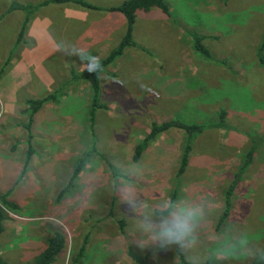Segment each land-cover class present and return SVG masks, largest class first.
<instances>
[{
    "label": "rangeland",
    "instance_id": "1",
    "mask_svg": "<svg viewBox=\"0 0 264 264\" xmlns=\"http://www.w3.org/2000/svg\"><path fill=\"white\" fill-rule=\"evenodd\" d=\"M166 1L172 16L158 8L141 11L138 45L101 73L100 98L108 107L97 109L93 128L90 83L79 75L87 70L81 53L104 59L124 26L115 23L105 38H57L60 49L49 55L37 54L36 40L0 31V197L11 191L8 198L18 206L8 211L0 256L11 264L32 262L55 232L66 238L57 264H73L85 240L81 264H137L130 247L150 264L177 263L179 251L194 263L264 260V140L220 223L225 193L252 146L250 135L264 137V0ZM192 33L206 35L211 59L195 50ZM52 92L57 99L45 102L32 121L29 101ZM221 110L230 127L193 138L182 177L188 138L182 129L162 133L134 160L153 122L213 124ZM29 143L34 153L22 175ZM94 144L97 150L59 199L75 162ZM175 190L174 205L197 207L200 216L183 248L161 247L141 221L151 214L158 223L160 206L171 204Z\"/></svg>",
    "mask_w": 264,
    "mask_h": 264
},
{
    "label": "trees",
    "instance_id": "2",
    "mask_svg": "<svg viewBox=\"0 0 264 264\" xmlns=\"http://www.w3.org/2000/svg\"><path fill=\"white\" fill-rule=\"evenodd\" d=\"M54 3H64L68 1H73L83 7L89 9H99L97 6L91 4L86 0H50ZM228 1V0H225ZM159 8L164 14L167 16H172L171 7L166 0H125L118 6L107 8L109 11H119L123 13L127 21V28L122 36L119 43L114 47L108 54L107 57L100 60L102 65L101 72H88L87 70L81 72L79 75L81 78L87 80L90 83L92 97H91V104H90V111H89V120L91 127L94 126V121L97 115V109L99 108H107L108 106L101 102V94H102V85H101V73L106 69V66L113 63L118 57L124 54L127 48L137 46L138 43L135 39L134 31H135V24L137 21V14L139 10L149 11L152 8ZM11 9H21L24 12H30L33 10V6L30 4H20L18 2H13L11 5ZM28 21V20H27ZM27 22H25L24 27L26 26ZM24 35V31L22 30L19 35V39H22ZM193 36V47L196 51H198L202 56L205 58H212L211 52L208 47L203 43L206 35L199 34V33H192ZM259 56L261 60H264V38L261 46L259 47ZM74 71V70H72ZM57 99V92L49 93L47 96L38 99L37 101H29L31 107V120L33 121L34 115L42 108L43 104L49 100H56ZM226 111L221 110L219 113V121L213 124H198V123H187L180 119L174 118L162 122H153L151 131L147 134V136L137 144L134 152V160L139 161L141 159L142 154L145 150L149 147L150 143L155 140L159 135L162 133L173 129L179 128L184 130L187 135V142L184 147L180 167L178 170V176L182 177L189 166L190 162V153L192 150V141L193 138L202 133L205 129L208 128H217V127H230V125L226 122ZM32 135V134H31ZM252 146L247 151L245 155V159L240 166L239 171L236 173L233 182L227 189L225 193V205L224 210L220 218V223L224 222L228 216L230 215L231 206H232V197L234 191L242 177V174L245 170L249 167L252 163L254 154L260 143L264 140L263 136H252ZM96 145L94 144L90 150L86 151L74 164V168L71 174V177L66 184V186L62 189L59 193V199L62 198L65 194H67L71 188L75 184V180L79 177L81 172L87 165L91 155L96 151ZM34 153V148L31 143H29V148L26 154V160L24 163L22 175L26 173V170L31 162L32 156ZM11 191H8L6 194L0 197V239L5 230V222L9 218L8 211H14L18 208L17 204L8 198ZM177 196V191L175 190L172 194L171 204H174ZM167 213H165L166 215ZM121 227L124 226V221L120 220ZM66 245V238L60 232H55L52 235L47 237L46 246L41 252L35 257V259L30 262L29 264H57L58 259L60 258L61 254ZM87 249V240H85L84 244L81 246L77 257L74 259L73 264H81L82 258L84 257ZM129 256L137 263V264H150L147 260L146 256H143L136 252L133 248H129L128 250ZM179 262L177 263H166V264H212L210 260H206L203 263H194L187 259L185 253L183 251H179ZM263 258H259L256 262L252 264H264ZM0 264H11L9 261L4 259L0 256Z\"/></svg>",
    "mask_w": 264,
    "mask_h": 264
},
{
    "label": "crops",
    "instance_id": "3",
    "mask_svg": "<svg viewBox=\"0 0 264 264\" xmlns=\"http://www.w3.org/2000/svg\"><path fill=\"white\" fill-rule=\"evenodd\" d=\"M15 1L20 4H30L33 10L27 13L21 9H11ZM86 1L99 9H87L73 1L54 3L50 0H0V8L4 9L0 15V29H2L0 31L18 32L15 37H19L23 30V38L37 41L34 50L40 55L53 54L60 49L57 38L75 40L105 38L108 35L104 33L113 31L115 23L124 26L126 31L127 21L123 13L107 10L120 5L125 0ZM141 11L143 10L138 11L137 19ZM25 22L27 24L24 27ZM135 32L136 24L134 35ZM2 36L5 34L3 33ZM0 88L2 91V85Z\"/></svg>",
    "mask_w": 264,
    "mask_h": 264
},
{
    "label": "clouds",
    "instance_id": "4",
    "mask_svg": "<svg viewBox=\"0 0 264 264\" xmlns=\"http://www.w3.org/2000/svg\"><path fill=\"white\" fill-rule=\"evenodd\" d=\"M82 59L87 61L88 72H101L102 65L98 57L90 56L85 52L81 53ZM150 91V89H149ZM165 213H167L165 215ZM159 222L153 221L151 214H146L141 221L142 230L148 234L153 241H163L161 247L176 244L184 247L185 241L194 238V232L200 210L197 207L177 208L174 204L164 202L159 210Z\"/></svg>",
    "mask_w": 264,
    "mask_h": 264
}]
</instances>
